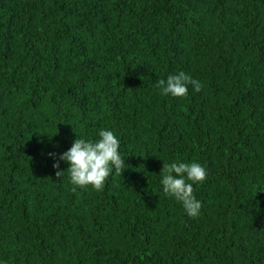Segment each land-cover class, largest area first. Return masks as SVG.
I'll return each mask as SVG.
<instances>
[{"label": "trees", "instance_id": "16d2710c", "mask_svg": "<svg viewBox=\"0 0 264 264\" xmlns=\"http://www.w3.org/2000/svg\"><path fill=\"white\" fill-rule=\"evenodd\" d=\"M179 71L201 91L161 95ZM102 129L126 169L73 191ZM172 162L207 171L196 218ZM0 264H264V0H0Z\"/></svg>", "mask_w": 264, "mask_h": 264}, {"label": "clouds", "instance_id": "9594fccd", "mask_svg": "<svg viewBox=\"0 0 264 264\" xmlns=\"http://www.w3.org/2000/svg\"><path fill=\"white\" fill-rule=\"evenodd\" d=\"M161 95L183 98L188 95L189 86L195 92H200V81L193 79L184 71L170 74L166 79L156 82ZM95 141L76 138L71 148L59 156L69 164L67 171L70 182L76 188L86 189L91 186L96 191L105 188L106 181L113 174L122 175L126 169L125 159L119 152L120 140L113 131L102 129ZM55 157V154L50 153ZM59 160L53 164L59 169ZM65 171H56L60 178ZM161 184L166 196L179 201L186 214L191 218L200 215L202 203L194 195V184H203L207 178V171L199 162H172L163 164Z\"/></svg>", "mask_w": 264, "mask_h": 264}]
</instances>
